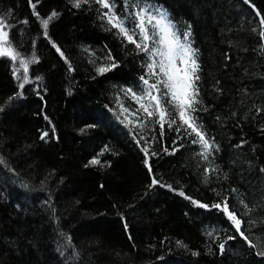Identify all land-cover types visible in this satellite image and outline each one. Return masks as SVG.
<instances>
[{"label": "trees", "instance_id": "1", "mask_svg": "<svg viewBox=\"0 0 264 264\" xmlns=\"http://www.w3.org/2000/svg\"><path fill=\"white\" fill-rule=\"evenodd\" d=\"M114 3L124 16L138 10L133 3L166 10L181 33L190 25L200 65L194 115L218 150L209 161L198 156L193 136L175 130L178 117L161 130L140 112L146 127L125 126L120 103L138 105L125 90L140 94V77H155L147 75V55L100 18L98 5L40 0L41 17L60 13L45 36L28 0H0V14L11 13L13 47L38 58L24 89L13 63L0 58V158L7 162L0 164V264H264L262 249L250 248L211 207L227 198L241 231L253 242L264 237V26L256 15L264 16V0ZM109 53L117 67L98 75L112 62ZM97 156L100 165L85 167ZM209 166L217 171L205 182ZM152 176L159 185L150 186ZM241 200L252 209L247 215Z\"/></svg>", "mask_w": 264, "mask_h": 264}, {"label": "snow or ice", "instance_id": "2", "mask_svg": "<svg viewBox=\"0 0 264 264\" xmlns=\"http://www.w3.org/2000/svg\"><path fill=\"white\" fill-rule=\"evenodd\" d=\"M39 2L40 0H36L35 3H33V0H28L32 9V15L39 20L40 25L45 30L44 35L47 36V29L49 28L50 22L56 19L60 13L52 10L46 18L41 17L39 12L36 11ZM68 2L76 9L93 3L98 5L97 12L100 18L106 20L107 24L111 26V29H116L117 35L122 36L129 43L134 44L136 49L145 53L148 57V62L146 63L147 75L149 77H155V80L150 83L149 79L141 76L140 80L144 87L140 94L134 92L132 88L125 90L126 95L130 94L131 98L139 103V108L135 113H129L128 108L121 106V115L129 113V115L136 116L137 113L142 111L149 120H154L155 123L159 124L161 130L166 123L169 128H172L176 124L178 117L180 124L177 125L175 130L179 132L183 128L185 134L193 136L191 143L200 146V151L197 155L203 160L209 161V157L213 155L214 150H218V147L211 138L207 137L206 133L202 130V125L198 123V117L194 115L198 111L197 106L200 104V100L198 99L199 88L197 86V81L200 79L198 75L200 65L197 59L198 49L192 47L190 25L188 26V30L182 33L179 32L173 21L169 18L167 11L152 5L142 6L140 3H133L130 6L138 10L124 16L115 11L116 5L114 0H68ZM125 2L127 3L128 0H125ZM244 2L250 4L251 0H244ZM101 9H106L107 11H101ZM10 15L11 13L0 14V58H8L13 63L14 75L19 73V75H16V79L21 81L18 88L24 89L25 85L32 82L29 80L28 75L29 65L38 63V58L34 53L31 57H27L13 47L10 39V30L14 25L8 19ZM256 15L261 17L259 24L264 26V16H261L258 10ZM129 19L131 20V24L126 25V21ZM22 23L27 24L29 21L24 20ZM137 29L138 32L136 31ZM253 31H256V29H253ZM137 36L139 39L135 38ZM259 36L261 41H264V29L259 32ZM52 46L56 49L60 57L65 60V63H68L69 70H72L68 58L59 46L55 43ZM261 51L264 52V42L261 43ZM107 59L112 62L97 67L96 71L98 75H103L117 67L111 53L108 54ZM21 69L23 70L22 72ZM36 79L39 80L41 78L36 77ZM20 95L21 93L17 92L16 96L9 97V100H13ZM169 106H171V110ZM2 111H4V108L0 106V112ZM124 121H126V127L128 125L141 129L146 127L145 123L140 122L139 116H137L136 121H133L128 118V115H125ZM52 132H55L54 127ZM161 135H163L162 131ZM47 137H49V133L45 131L41 134L40 139L45 140ZM137 143L139 144L140 141L138 140ZM239 146L241 145L237 147ZM180 147H183V145L181 144ZM107 150L106 146L98 156L103 155ZM141 150L144 152L145 157H147L148 149L142 148ZM176 150L178 149H174V151ZM164 151L167 152L168 149L165 148ZM152 155H156V153L152 152ZM98 156L93 157L85 167L100 165L101 161ZM6 163L5 160L0 158V164ZM145 165L151 175L153 169L147 159L145 160ZM215 171L217 169L211 166L204 170L205 182L208 181V174ZM260 171L264 172V168H261ZM159 184L160 181L155 176H152L150 186ZM232 191L235 192L236 189H232ZM180 194L183 195L182 192ZM193 203H197L201 208L209 207L208 205L195 201ZM240 203L247 209L245 215L252 211L251 207L244 200H241ZM211 207L220 209L225 213L239 237L247 242L250 248L259 246L262 250L257 252V255L264 256V237H257L255 242H253V239L241 231V225L244 221L238 218L234 211H230L227 198H224L220 203H216ZM255 223V220L249 221L250 225H255ZM236 238V236L229 237V239ZM177 243L182 244L180 241H177ZM224 247L223 243L219 245L221 253L224 251ZM193 254L195 255L196 253Z\"/></svg>", "mask_w": 264, "mask_h": 264}, {"label": "rangeland", "instance_id": "3", "mask_svg": "<svg viewBox=\"0 0 264 264\" xmlns=\"http://www.w3.org/2000/svg\"><path fill=\"white\" fill-rule=\"evenodd\" d=\"M129 98L132 99L131 96H129ZM133 100H134V99H133ZM131 101H132V100H131ZM134 101H135V100H134ZM135 102H136V101H135ZM136 103H137V102H136ZM137 104L139 105V103H137ZM138 105H137V107L133 106V107H132V108L134 109V110H133V109L130 108L129 106L124 105V103H120V105H119L120 114H121V111H122V107H121V106H123L124 108H128V109H129V113H135L136 110L139 108ZM126 106H127V107H126ZM141 112H142V111H141ZM129 113H125L124 115H120V116H121L122 119H124V116H125V115H128V118H129L130 120H133V121H136L137 116H139L140 119L142 118V117H141L142 114H141L140 112L137 113L136 116L129 115Z\"/></svg>", "mask_w": 264, "mask_h": 264}, {"label": "bare ground", "instance_id": "4", "mask_svg": "<svg viewBox=\"0 0 264 264\" xmlns=\"http://www.w3.org/2000/svg\"><path fill=\"white\" fill-rule=\"evenodd\" d=\"M106 11H107V10H106ZM21 70H22V69H21ZM17 75H19V74H17ZM128 96H129V95H128ZM133 103H134V102H132L131 104H133ZM107 116H108V115H107ZM112 125H113V124H112ZM112 125H111V126H112ZM111 130H112V129H111Z\"/></svg>", "mask_w": 264, "mask_h": 264}]
</instances>
